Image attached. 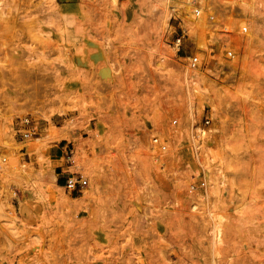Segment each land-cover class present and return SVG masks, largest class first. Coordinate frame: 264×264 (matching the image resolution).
I'll use <instances>...</instances> for the list:
<instances>
[{
  "label": "rangeland",
  "instance_id": "1",
  "mask_svg": "<svg viewBox=\"0 0 264 264\" xmlns=\"http://www.w3.org/2000/svg\"><path fill=\"white\" fill-rule=\"evenodd\" d=\"M0 264H264V0H0Z\"/></svg>",
  "mask_w": 264,
  "mask_h": 264
},
{
  "label": "built area",
  "instance_id": "2",
  "mask_svg": "<svg viewBox=\"0 0 264 264\" xmlns=\"http://www.w3.org/2000/svg\"><path fill=\"white\" fill-rule=\"evenodd\" d=\"M200 11L197 9L195 12L196 16H199ZM210 21H212V30L213 32H217V30L214 28L213 25V20H214V16H210L209 18ZM223 31L221 32H217V33H224L227 35V37L225 39H223V41H226L224 44L227 48H225V56L228 59H233L235 57V53L232 49V46L229 44L230 38L232 36V31L227 30L226 28L222 29ZM247 28L243 27L242 29V33L246 34L247 33ZM183 36H179L176 41H175V45L179 47L181 40H182ZM214 40L212 41V43H210V47H211V52H210V57L208 58V56H198V55H193L188 57V64L190 66L191 69L193 70H202L206 72V75L208 78L214 80L217 77V71L218 68L214 67V65H218L219 64V59L216 57L215 55V46L217 44V42L219 40H217L215 37L213 38ZM29 120L26 119L24 121V124L28 123ZM176 122V121H175ZM210 123V119L206 118L205 120V124H209ZM33 135V131L29 130L27 131V133L24 134L25 138H31V136ZM164 148V147H163ZM88 184V181L85 180L83 177H69L66 179L65 182V188L70 190V191H75L78 187H84ZM205 183L202 182L201 183V187H204ZM197 186L196 184L191 185V190H196Z\"/></svg>",
  "mask_w": 264,
  "mask_h": 264
},
{
  "label": "crops",
  "instance_id": "3",
  "mask_svg": "<svg viewBox=\"0 0 264 264\" xmlns=\"http://www.w3.org/2000/svg\"><path fill=\"white\" fill-rule=\"evenodd\" d=\"M57 148V153L58 154H55L53 151L51 152V160H55V159H53L52 158V156H59V157H61L60 155H59V153L61 152L62 154L64 153V147H60V146H58V147H56ZM59 176H60V178H62L61 179V182H62V184H64L65 182H66V177H65V174L63 173V172H61L60 174H59Z\"/></svg>",
  "mask_w": 264,
  "mask_h": 264
},
{
  "label": "bare ground",
  "instance_id": "4",
  "mask_svg": "<svg viewBox=\"0 0 264 264\" xmlns=\"http://www.w3.org/2000/svg\"><path fill=\"white\" fill-rule=\"evenodd\" d=\"M168 19H169V18H168ZM168 21H169V20H168ZM12 22H13V21H12ZM187 81H188V80H187ZM189 90H190V89H189ZM201 132H202V131H201ZM209 132H212V130L209 131ZM206 133H207V132H206ZM206 133H204V135L207 137ZM209 135H210V134H209ZM209 135H208V136H209ZM209 137H210V136H209ZM209 137H208V138H209ZM37 140H38V139H37ZM77 201H78V200H77ZM216 239L220 241L219 233L217 234ZM216 242H217V241H216ZM219 243H220V242H219Z\"/></svg>",
  "mask_w": 264,
  "mask_h": 264
}]
</instances>
